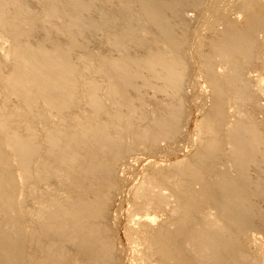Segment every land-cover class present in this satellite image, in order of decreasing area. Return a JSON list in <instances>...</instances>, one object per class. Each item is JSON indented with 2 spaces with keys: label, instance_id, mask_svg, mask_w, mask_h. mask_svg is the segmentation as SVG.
<instances>
[{
  "label": "bare ground",
  "instance_id": "6f19581e",
  "mask_svg": "<svg viewBox=\"0 0 264 264\" xmlns=\"http://www.w3.org/2000/svg\"><path fill=\"white\" fill-rule=\"evenodd\" d=\"M204 2L0 0V264H124L109 206L181 137ZM209 3L191 155L134 185L131 264H264V0Z\"/></svg>",
  "mask_w": 264,
  "mask_h": 264
},
{
  "label": "rangeland",
  "instance_id": "374dc122",
  "mask_svg": "<svg viewBox=\"0 0 264 264\" xmlns=\"http://www.w3.org/2000/svg\"><path fill=\"white\" fill-rule=\"evenodd\" d=\"M208 1L211 2V0H205L200 11H198L199 10L198 9L197 11L190 12L189 15L192 17L193 20H191V22H189L190 24L187 27H185L187 31L184 30V27L181 28L180 26V28H178L179 33L182 32L183 30L188 32V37H189L188 45H190L188 49V54H187V56L189 55L188 56V66H189L188 73L190 74V75L187 74V84L190 87L188 88L190 97L185 103L186 104L185 113H184L185 115L183 114L184 129L182 130V134L180 135L181 137H179L177 142L175 141V142L162 143L163 145L162 144L160 145L159 151L158 152L156 151V153L151 154L149 152L145 153L144 151H141V152L128 156V157H131L129 158L131 160L128 159L129 161H131V163L129 165L130 167L128 166L126 170L124 171L125 175L123 174L124 176L123 179H124L125 184L123 183L124 185L121 184L115 189L113 200L111 202V205L109 206L110 207L109 213H110V219H111L110 226H111L112 234L115 239V245L118 251L119 252L121 251L120 253L122 257V263L124 264L132 263V246L130 244V240L127 235L128 226L131 224L130 221L133 219V216L136 215L138 217L143 214V213L136 212L135 209L132 207L133 191H134V187L139 183V178L142 177V175L144 176V173L145 174L147 173L146 171L149 169L150 167L149 165H152L153 163H154L153 165H159L162 167L171 166L173 165V163L175 164L176 162L182 161L191 155L190 148H191V143H193L192 139L195 134L194 133L195 129L197 127L196 124L201 119V115L199 114V112H197V108H198L199 101H201L200 96L202 95V92L204 91L203 89H205V82L203 78H200V62L198 60L197 52L200 49V46H201L200 44H202L203 47L201 46V48L203 49V52L207 53L209 50L208 48H209L210 39H212V36H210L212 34L210 32L211 28L209 27L212 16L209 15L210 14L209 13L210 3ZM219 28L220 26L218 27V29ZM89 40L91 41V44H90L91 49L93 50L96 49L97 45H96L95 36L89 35ZM203 42L205 43V46L203 45L204 44ZM99 46L100 45H98V47ZM263 57L264 56H262L261 58ZM259 60H262V59H259ZM259 60L258 61L256 60V62L254 63V65L259 64L258 66L260 67L258 68V70H256L257 72L254 73V75L256 76V74L259 73L257 74V76L263 79L262 86H264V73H263L264 58H263V61L261 62H259ZM142 94L145 100L151 103H156L158 99H159L158 101H160V100H163L165 97L164 95L162 96L158 95L156 96V99H154L152 91L146 90V89L142 90ZM263 114L264 112L258 115L259 121L264 122ZM136 159H138L137 163L136 161H133ZM261 206L262 208L264 207V205H261ZM153 216H156L159 220L162 219L161 214H152L151 217ZM262 231L264 232V230ZM263 232H262L263 235L261 234L262 235L261 240L264 241ZM258 253H261V252H258Z\"/></svg>",
  "mask_w": 264,
  "mask_h": 264
}]
</instances>
